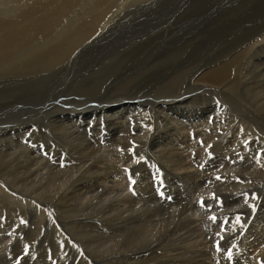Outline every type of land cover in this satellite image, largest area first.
Segmentation results:
<instances>
[{
	"label": "rangeland",
	"instance_id": "rangeland-1",
	"mask_svg": "<svg viewBox=\"0 0 264 264\" xmlns=\"http://www.w3.org/2000/svg\"><path fill=\"white\" fill-rule=\"evenodd\" d=\"M53 1L56 0L0 1V19L15 18L35 5ZM179 1L116 0L106 20L112 12L124 7L121 13L124 19L117 28L129 33L93 48L94 56L101 58V65L91 76L81 77L75 68L58 72V65L48 69L56 58L46 63L42 58L35 67L12 65L9 59L6 67L0 65V171L3 173L7 168V156L14 163L19 161L16 169L10 167L13 176L5 178L13 183L18 181L16 184L30 192L31 197L35 191L28 190L25 181L45 172L63 181V186L57 188L59 192L54 194L56 197L48 194L45 197L62 211L58 213L66 224V228L58 224L46 228L52 218L50 213L43 209L41 213L28 205L16 206L13 198L9 200L1 194L10 187L0 178V248L8 245L6 251H0V264H264V184L255 188L254 182L245 184L246 187L236 181L228 182L253 176L251 169L240 172L238 168L245 164L246 156L252 155L254 148L264 150L260 141H256L255 135L260 136V130L247 137L243 130H217L222 131L217 133L199 126L205 117L223 112L233 117L241 109L235 99L224 101L203 90L204 84L214 85L204 71L217 63L232 64L233 71L244 67L249 73L250 79L240 80L241 83L216 85L229 89L242 104L254 108L251 94L244 89L248 82L259 84V79L264 85V0H189L191 4ZM179 5L192 6L182 11L183 16L167 35L150 39L147 35L135 48L138 54L133 63L129 64L128 57L123 64L120 52L134 33H141L143 28L152 31L157 21L152 17L165 16L171 13L170 7ZM138 6L141 20L133 15ZM10 8H14V14ZM101 32L97 31L93 37ZM261 37L262 43H257ZM163 41L170 42L154 51ZM156 52L161 53L159 63L147 73H143L147 66L136 68ZM64 55L65 52L58 60ZM93 61L90 56H82L79 64ZM61 79L64 82L61 87L57 83L52 86ZM114 111L133 116L132 123L126 127L115 125V117L112 120L110 116ZM62 130L77 131L76 139L64 138ZM21 151L30 156L21 159ZM80 168L85 172L74 175ZM226 182L237 188L230 190ZM64 192L66 198L61 196ZM76 197L82 203L105 200L110 205L111 201L109 208L114 205L115 214L106 218L75 216L78 206L81 207ZM21 214L25 216L23 219ZM72 240L76 241L75 246ZM108 241H115L113 247L102 250L101 245Z\"/></svg>",
	"mask_w": 264,
	"mask_h": 264
},
{
	"label": "bare ground",
	"instance_id": "bare-ground-1",
	"mask_svg": "<svg viewBox=\"0 0 264 264\" xmlns=\"http://www.w3.org/2000/svg\"><path fill=\"white\" fill-rule=\"evenodd\" d=\"M0 1H4V0H0ZM189 0H180L178 3L181 4H191V1L188 2ZM116 2V0H56L53 2H50L48 4H43V5H35L34 7L27 9L25 11H23L22 13H20L17 17L12 18L11 19H0V65H2V67H6L7 64H5L6 60L9 59L10 63L12 65L21 63L24 64L25 66L29 67H35L38 66L40 64V59H45V63L48 62L49 60H52L54 58L55 62L53 64L52 67H49L48 69H52L54 67H56V65H58L59 69H56V71L61 72V69H65V68H75L77 72L81 73V77H88L91 76V74L95 73V71H97V65H101V58L97 59L94 56L95 51L93 50L94 47L96 46H103L104 43L106 42H115L116 39H118L122 34H124L125 32H128V30H121L119 28H117L118 24H121L123 19H122V11L124 10L123 8L121 10H119L120 8H118L116 11L112 12L110 14V19L107 21L106 17L107 14L111 11L112 7L116 6L114 5ZM177 2V0H176ZM256 2V1H254ZM197 4V3H195ZM261 4V3H260ZM192 5H187V6H172L169 9L171 10V13L166 14L165 16H155L152 17V20H157L156 22L153 23L152 26L155 25L154 29H152V31H144L143 28L141 33H134V36L131 40L128 41L127 44L123 45L125 48H123V50L120 52V55L123 56V64L125 63V61L127 60L128 57L129 58V64H132L133 61L135 60L136 56H137V52H135V48L141 44L144 39L147 37L148 35V39L153 38V37H159V36H164L167 35L166 33L171 31L173 26L176 24V22L178 21V19L180 17L183 16L182 11L187 10L189 7H191ZM118 7V6H117ZM126 7V6H125ZM260 7V6H259ZM134 8V7H133ZM136 11H134V16L137 18V20H141L140 18V7H136L135 8ZM11 10V14L15 13L14 8H10ZM175 12L177 14H175ZM130 13V12H129ZM101 14V16H99ZM127 17V16H126ZM130 17V16H129ZM224 20V19H223ZM107 21V22H106ZM102 23V24H100ZM100 24V25H99ZM166 25V26H165ZM101 34L98 36H95V33L97 31H101ZM133 30V29H132ZM137 30V29H135ZM149 30V29H148ZM129 33V32H128ZM132 36V35H131ZM250 36V35H249ZM254 36V35H253ZM102 38H104V40L102 41ZM263 37H261L260 39L258 38L257 43H262V39ZM125 39V38H124ZM161 39V38H160ZM256 40V39H255ZM160 41V40H159ZM254 41V40H253ZM80 42H82L80 44V46H77ZM170 41H163V44H159L158 47L154 48V51H156L160 46L169 43ZM245 42V41H244ZM251 43V42H250ZM115 44V43H114ZM254 44V42H253ZM255 45V44H254ZM83 48L81 49L80 47ZM253 46V45H252ZM256 46V45H255ZM171 47V46H170ZM250 47V46H248ZM117 48V47H116ZM247 48V47H246ZM241 49V48H240ZM109 50V49H108ZM97 51V50H96ZM65 52V55L61 58V60H58V57H60V55H63V53ZM79 52V53H78ZM160 52V51H159ZM156 52L154 57L150 58L148 57L147 59H145L144 61H142L140 64L136 65V68L138 69H143L144 67H146L145 69H143V73H147V71L155 64H157V62L159 61L160 57H161V53ZM100 55V54H99ZM84 56H90L91 60H94L92 63L89 64H84V65H80L79 61L80 58ZM151 56V55H150ZM11 57V59H10ZM249 57V56H248ZM251 57V56H250ZM104 58V57H103ZM140 58V57H139ZM230 58V57H229ZM111 59V58H110ZM234 59V58H233ZM251 59V58H250ZM249 59V60H250ZM115 60V59H114ZM67 61V62H65ZM240 61V60H239ZM50 62V61H49ZM113 59L111 61H109L108 63H112ZM44 63V64H45ZM53 63V62H52ZM159 63V62H158ZM204 63V62H203ZM250 63V62H249ZM152 64V65H150ZM215 64V63H214ZM219 64V65H218ZM222 64V63H217L213 66H211L210 68L206 69L205 75H207V79L210 78L211 81L214 82V85L212 84H204L202 86L204 91H208V92H212L215 93L217 96L221 97L224 101H233L235 99V101L238 103L237 107H240L241 105V109L236 112L235 116L233 115V117L228 116L225 112H223L222 114H218V116L216 117H205V119L210 123V125H207V123L204 121L203 124L199 125L200 127H202L204 130H214L217 133H222V131H217V130H243L247 135H254V131L255 130H260V136L259 135H255L256 136V141H260V145L264 146V85L261 84L262 79H259V84L258 83H249L245 84L246 89H244L245 91H248L251 94V98H253V106L254 108H251L249 105L246 104H242V101L237 98H235L234 94L227 88H223L220 87V85H216L217 84H221L226 86L227 83H236L237 81L240 80H249L250 78L249 73L245 72V70L241 67H237L236 71L231 70V66L232 64ZM243 64V63H242ZM42 65V64H41ZM66 65V66H65ZM113 65V64H112ZM150 65V66H148ZM244 65V64H243ZM249 65V64H248ZM23 66V65H22ZM44 66H47L46 64ZM65 66V67H64ZM205 66V63H204ZM237 66V64L235 65ZM43 67V66H42ZM15 68V67H13ZM37 68V67H36ZM132 68V67H131ZM234 68V67H233ZM12 69V68H11ZM135 69V68H134ZM54 70V69H53ZM12 71V70H11ZM39 71V70H38ZM134 71V70H133ZM244 71V72H243ZM13 72V71H12ZM47 72V71H46ZM51 72V71H50ZM57 72V73H58ZM203 72V73H204ZM207 72V73H206ZM54 73V72H53ZM51 74V73H50ZM74 74V73H73ZM136 74V73H135ZM14 75V74H13ZM70 75V74H69ZM77 75V74H76ZM251 75V74H250ZM253 76V75H252ZM80 77V78H81ZM36 78V77H35ZM91 80V79H90ZM258 81V80H257ZM36 82V80H35ZM172 82V81H171ZM174 82V81H173ZM201 82V81H200ZM207 82V80H206ZM57 83V85H59L60 87L62 86V79L61 80H57V82H55L52 86H54ZM238 83V82H237ZM236 83V84H237ZM241 83V81H240ZM71 85V84H70ZM148 85V84H147ZM231 86V85H230ZM105 87V86H104ZM219 87V88H218ZM135 88V87H134ZM189 89V88H188ZM193 89V88H192ZM258 89H261L258 91ZM191 90V89H190ZM189 91V90H188ZM187 91V92H188ZM190 92V91H189ZM193 92V91H192ZM72 94V92L70 93V95ZM258 94H261L260 99H258ZM214 95V94H213ZM208 97V96H207ZM59 99L60 96H56V99ZM98 98V97H97ZM181 99V98H180ZM184 99V98H183ZM42 101V100H41ZM61 101V100H60ZM62 101H66V100H62ZM74 101V100H73ZM83 103V102H82ZM246 103V102H245ZM41 104V103H40ZM75 104V103H74ZM180 105V104H179ZM137 106V105H136ZM13 107H17L13 106ZM257 107V108H255ZM134 108V107H133ZM80 109V108H78ZM161 110V109H160ZM47 111V110H46ZM127 111V110H126ZM158 111V110H157ZM232 111V110H231ZM131 112V111H130ZM222 112V111H221ZM38 113V112H37ZM125 113V112H124ZM144 114V113H143ZM137 115V114H136ZM134 115V116H136ZM111 119H113V117H115V121L114 124L117 126H129L132 122L131 119L133 116H125L122 114L121 111H114L113 114H110ZM54 117V116H53ZM52 117V118H53ZM142 117V115H141ZM174 117V116H173ZM51 118V119H52ZM167 117H164V119ZM108 119V118H107ZM134 119V118H133ZM147 119V118H146ZM145 119V120H146ZM100 121V119H98ZM166 120V119H165ZM170 120V119H168ZM133 121V120H132ZM143 121V120H142ZM164 121V120H163ZM9 122V121H8ZM147 122V121H146ZM170 122V121H169ZM177 122V120H176ZM180 122V121H179ZM27 123V122H26ZM150 123V122H149ZM134 124V123H133ZM170 124V123H169ZM4 125V124H3ZM21 125V124H20ZM92 125V124H91ZM101 125V124H100ZM135 125V124H134ZM10 126V124H9ZM179 126V125H178ZM198 126V125H197ZM196 126V127H197ZM12 127V126H11ZM63 127H65V125H63ZM93 127V126H92ZM106 127V126H105ZM131 127V126H130ZM127 127V128H130ZM170 127V126H169ZM184 127V126H183ZM194 127V126H193ZM139 128V125H138ZM149 128V127H148ZM147 128V129H148ZM108 129V128H107ZM146 129V130H147ZM163 129V128H162ZM2 130V129H1ZM94 130V129H93ZM144 130V129H143ZM5 131V130H4ZM47 131V130H46ZM64 131L63 133V137L64 138H68V139H76V137L74 136L75 133H77V131L75 130H62ZM162 132V131H161ZM216 132H214V134H216ZM6 133V132H5ZM113 133V132H112ZM132 133V132H131ZM80 134V133H79ZM139 134V133H138ZM146 134V133H145ZM74 136V137H73ZM84 136V135H83ZM112 136V135H111ZM14 137V136H13ZM22 137V136H21ZM86 137V136H85ZM143 137V135H142ZM238 137V136H237ZM241 137V136H240ZM248 137V136H247ZM120 138V137H119ZM125 138V137H124ZM158 138V137H157ZM176 138V137H175ZM66 139V140H68ZM128 139V138H127ZM249 139V138H247ZM250 139H252L250 137ZM11 140V139H10ZM140 140V139H139ZM218 140V139H217ZM65 141V140H64ZM82 141H84V139H82ZM212 141V140H211ZM22 142V141H21ZM20 142L19 145H21L22 143ZM69 142V141H68ZM141 142V141H140ZM144 142V141H143ZM182 142V141H181ZM239 142V141H238ZM123 143V142H122ZM152 143V142H151ZM86 144V143H85ZM154 144V143H153ZM23 145V144H22ZM175 145V144H174ZM217 145V144H216ZM12 146V145H11ZM22 147V146H20ZM88 147L89 144H88ZM112 147V146H111ZM24 148V147H23ZM161 148V147H160ZM242 148V147H241ZM78 149V148H77ZM115 149V148H114ZM125 149V148H124ZM162 149V148H161ZM15 150V149H14ZM20 150V149H19ZM109 150V149H108ZM112 150V149H110ZM109 150V152H111ZM155 150V149H154ZM244 150V148L242 149ZM105 151V150H104ZM113 151V150H112ZM175 151V150H174ZM254 151V152H253ZM115 152V151H114ZM244 152V151H243ZM242 152V153H243ZM252 155L250 154H246V158H245V164H243L242 166H240L238 168V170L240 172H247L252 171L251 174L253 173V176L249 174V176L251 177L250 179L247 177V175L245 176V178H236V179H229V181H236L240 184L238 185H244L246 187L245 184H255V188H257L256 186H261V184H264V166L260 165L261 167H258L259 164L264 165V150H261L260 148H254L252 150ZM107 153V150L106 152ZM0 154H2V152L0 151ZM98 154V153H97ZM104 154V153H102ZM115 154V153H114ZM117 154V153H116ZM121 154V152H120ZM5 155V154H4ZM8 155V154H7ZM107 155V154H105ZM112 155V154H111ZM132 155V154H131ZM21 159L24 158H28V152L23 153L21 151V154L19 155ZM6 157V156H5ZM114 157V156H113ZM112 157V158H113ZM163 157V156H162ZM190 157V156H189ZM19 158V157H17ZM94 158V157H93ZM179 158V157H178ZM36 159V157H35ZM115 159V158H114ZM7 160L9 162L7 163V168H5L6 170L3 171V173L0 171V178H3V180L6 182V184L10 187V188H6L4 190V192L6 193H1L3 195H5L9 200L11 198L14 199V201L17 203L15 204L16 206H20V205H28L31 207H35L36 209L38 208L39 211L43 210H47L50 214V217H52L48 223L46 228L49 227H54L56 224H58V227H62V228H66V224L64 226V223L61 220V215H59V213L62 214V211L60 212L59 210L56 209V207L54 206L53 203L49 202L48 200H46L45 195L48 194L50 196H53L56 191H58L59 189L57 188H61L63 186V181L62 183L60 181L57 180V178L54 175H49V174H45L43 173L42 175L39 174L40 176H38L37 178L33 179V180H28L25 181V187H28L27 189L29 190L32 189L33 191H35V195H33V197H31V193L24 191V188L20 185H17L16 183H18V181L16 183H13L12 181H8V179H6L5 177L8 176H13L12 174V170H11V166H17V163H14L15 161H11L9 156H7ZM38 160V159H37ZM36 160V162H37ZM246 160H249L250 162H246ZM252 160H255V162H252ZM91 161V159H90ZM89 161V162H90ZM107 161V159H106ZM105 161V162H106ZM26 162V161H25ZM81 162V161H80ZM88 162V163H89ZM96 162V161H95ZM261 162V163H260ZM40 163V162H39ZM242 163V162H241ZM21 164V163H20ZM35 164V163H34ZM38 164V162H37ZM35 164V165H37ZM45 164V163H44ZM43 164V165H44ZM85 164V163H84ZM26 165V164H25ZM40 165V164H39ZM46 165V164H45ZM51 165V164H50ZM42 166V164H41ZM48 165H46L47 167ZM53 166V165H52ZM36 167V166H35ZM38 167V166H37ZM43 167V166H42ZM51 167V166H50ZM55 167V166H53ZM58 167V166H56ZM186 167V166H185ZM41 168V167H40ZM38 168V171L39 169ZM49 168V167H48ZM59 168V167H58ZM71 168V167H70ZM75 168V167H73ZM85 168V167H84ZM16 169V168H15ZM44 170L47 168H43ZM63 169V168H62ZM90 169V168H89ZM184 169V168H183ZM28 170V169H27ZM35 170L37 171V168H35ZM33 170V171H35ZM50 170V169H47ZM55 170V169H54ZM64 170V169H63ZM78 172L74 174V172L72 174L74 175H80L82 173H84L85 171L82 170L80 168V170H77ZM41 172V171H40ZM54 172V171H53ZM14 173V172H13ZM60 173V171H59ZM26 174V173H25ZM30 174V173H29ZM34 174V173H33ZM38 174V173H37ZM71 174V173H70ZM243 174V173H242ZM262 174V175H261ZM36 175V174H35ZM66 175V174H65ZM15 176V175H14ZM25 176V175H24ZM59 176V174H58ZM198 176V175H197ZM17 177V176H15ZM64 177V176H63ZM67 177V176H66ZM247 177V178H246ZM14 179V178H13ZM75 179V178H74ZM17 180V179H16ZM20 180V179H19ZM22 180V179H21ZM20 180V181H21ZM178 180V179H177ZM195 180V179H194ZM1 181V180H0ZM65 181V180H64ZM120 181V180H119ZM145 181V180H144ZM43 182H46L43 183ZM71 182V181H70ZM181 182V181H180ZM23 183V182H22ZM123 184V183H122ZM220 184V183H219ZM137 185V184H136ZM226 185L228 186V188L234 189L237 188V185L235 184H228L226 182ZM188 186V185H187ZM243 186V189H244ZM65 187V186H64ZM73 187V186H72ZM239 187V186H238ZM80 188V186H79ZM241 188V187H240ZM259 188V187H258ZM105 189V188H104ZM129 189V188H128ZM228 189V190H229ZM242 189V188H241ZM240 189V190H241ZM242 189V190H243ZM250 189V188H249ZM261 189V188H260ZM222 190V189H221ZM227 190V189H226ZM227 190V191H228ZM237 190V189H235ZM63 191V190H62ZM84 191V190H83ZM59 192V191H58ZM57 192V193H58ZM71 192V191H70ZM143 192V191H142ZM240 192V191H239ZM69 193V192H67ZM152 193V192H151ZM36 194H39L36 195ZM71 193H69L68 195H70ZM230 194V193H228ZM244 194V193H243ZM58 195V194H57ZM61 195V193H60ZM67 195V194H66ZM65 192L64 195H61L62 197L64 196L66 198ZM233 195V194H232ZM38 196V198H37ZM47 196V195H46ZM56 197V195H54ZM98 196V195H97ZM123 196V195H122ZM249 196V195H248ZM11 197V198H10ZM60 197V196H58ZM79 197V196H78ZM114 197V194H113ZM40 198V199H39ZM42 198V200H41ZM61 198V197H60ZM70 198V197H69ZM77 198V197H76ZM241 198V197H240ZM248 198V197H246ZM73 199V198H71ZM93 199V198H92ZM91 199V200H92ZM98 199V198H97ZM103 199V198H102ZM229 199V198H228ZM249 199V198H248ZM251 199V198H250ZM57 200V199H56ZM77 200H79L77 198ZM120 200V199H119ZM224 200V199H223ZM233 200V199H232ZM245 200V199H244ZM243 200V201H244ZM252 200V199H251ZM12 201V200H11ZM59 201H61V199H59ZM105 200H102L99 202H94L93 201L90 203L87 202H81V200H79V202H81V207L79 208L78 206V212H76L75 216H79L81 218L83 217H90L91 215H96V216H104V218H106V216H112L115 214V206L113 205L112 208H109V206L111 205V201H110V205L106 204V202H104ZM203 201V200H202ZM235 201V200H234ZM249 201V200H248ZM247 201V202H248ZM254 201V200H253ZM18 202H22L18 203ZM68 202V201H67ZM76 202V201H75ZM109 202V201H108ZM246 203V201H244ZM252 202V201H251ZM249 202V203H251ZM1 203V202H0ZM57 203V202H56ZM72 204V202H69ZM78 204V202H76ZM116 203V202H115ZM253 203V202H252ZM20 204V205H19ZM60 204V202H59ZM64 204V203H63ZM68 204V203H67ZM102 204H104L102 206ZM238 205V203H237ZM249 205H253V204H249ZM58 206V205H57ZM62 206V205H61ZM66 206V205H65ZM64 205L62 207H65ZM70 206V205H69ZM68 206V208H70ZM72 206V205H71ZM112 206V205H111ZM207 206V205H206ZM236 206V205H235ZM245 205H243L244 207ZM6 207V206H5ZM73 207V206H72ZM71 207V209H73ZM181 207V206H180ZM213 207V206H212ZM246 207V206H245ZM211 208V207H210ZM236 208V207H235ZM240 208V205H239ZM35 209V210H36ZM67 209V208H63ZM121 209V208H120ZM119 209V210H120ZM179 209V208H178ZM228 209V208H227ZM232 209H234L232 207ZM246 209V208H244ZM2 210V209H1ZM6 210V209H5ZM42 210V211H43ZM209 211V209H206ZM29 211V210H28ZM41 211V213H43ZM59 211V213H58ZM216 211V210H215ZM239 211V210H238ZM242 211V210H241ZM252 211V210H251ZM64 213L67 212V210L63 211ZM71 212V210H70ZM118 212V211H117ZM174 212V211H173ZM204 212V211H203ZM236 212V211H235ZM234 212V213H235ZM24 213V212H23ZM75 213V212H74ZM172 213V212H171ZM210 213V212H209ZM214 213V212H213ZM226 213V212H225ZM241 213V212H240ZM239 213V214H240ZM37 214V213H36ZM169 214V213H168ZM35 215V214H34ZM65 216V214H63ZM118 216V214H116ZM186 215V214H184ZM22 216V214H21ZM27 216V214H26ZM31 216V215H30ZM197 216V215H196ZM201 216V215H200ZM243 216V215H242ZM12 217V216H11ZM10 217V219H11ZM25 217V216H24ZM22 216V219L24 218ZM35 217V216H34ZM42 217V216H41ZM44 217V216H43ZM88 217V218H89ZM108 217V219L110 218ZM195 217V216H194ZM37 218V217H36ZM48 218V217H47ZM91 218V217H90ZM211 218V217H210ZM13 219V218H12ZM67 219V216H66ZM43 220V219H42ZM72 220V219H71ZM25 221V219H24ZM198 221V220H197ZM240 221V220H239ZM35 222V221H34ZM117 222V221H116ZM151 222V221H149ZM157 222V221H156ZM165 222V221H164ZM13 223V222H11ZM39 223V222H38ZM45 223V222H44ZM43 223V224H44ZM69 223V222H68ZM153 223V222H152ZM155 223V222H154ZM83 224V223H82ZM86 224V223H85ZM15 225V224H14ZM17 225V224H16ZM77 225V224H76ZM98 225V224H97ZM57 226V225H56ZM70 226V225H69ZM39 227V226H38ZM37 227V228H38ZM79 227V225H78ZM77 227V228H78ZM40 228V227H39ZM43 228V227H42ZM57 228V227H56ZM71 227H69L68 229H70ZM75 228V226H74ZM73 228V229H74ZM86 228V227H84ZM88 228V227H87ZM152 228V227H151ZM41 229V228H40ZM82 229V228H81ZM63 230V229H61ZM76 230V229H75ZM94 232H96L94 229H92ZM111 230V229H110ZM153 230V229H152ZM155 230V229H154ZM84 231V229H83ZM82 231V232H83ZM89 231V229H87V232ZM158 231V230H157ZM155 230V232H157ZM125 232V231H124ZM69 233V232H68ZM206 233V232H205ZM22 234V233H21ZM35 234V233H34ZM33 234V235H34ZM81 234V233H80ZM90 234V233H89ZM155 234V233H154ZM12 235V234H11ZM74 235V234H73ZM86 235V234H85ZM92 235V233H91ZM90 235V236H91ZM132 235V234H131ZM179 235V234H178ZM229 235V234H228ZM62 236V235H61ZM84 236V234H83ZM118 236V235H117ZM116 236V237H117ZM49 237V236H48ZM68 237V236H67ZM72 237V236H71ZM95 237V236H94ZM99 237V236H98ZM111 237V236H110ZM109 237V238H110ZM180 237V236H179ZM189 237V236H188ZM214 237V236H213ZM32 238V237H31ZM30 238V239H31ZM63 238V237H62ZM84 238V237H83ZM88 238V237H87ZM102 238V237H101ZM107 238V237H106ZM109 238L107 240H109ZM119 238V236H118ZM172 238V237H171ZM27 239V238H26ZM35 239V238H34ZM73 239V238H72ZM105 239V238H103ZM130 241L132 238H129ZM207 239V238H206ZM70 240V239H69ZM85 240V239H83ZM98 240V239H97ZM100 240V239H99ZM30 241V240H29ZM58 242V240H56ZM111 241V240H110ZM65 242V241H64ZM67 242V241H66ZM87 242V241H85ZM84 242V244H85ZM93 242V241H92ZM96 242V241H95ZM94 242V243H95ZM132 242V241H131ZM61 243V242H60ZM63 243V242H62ZM75 243V240H72V244ZM113 242H107L104 245H101V249L102 250H111V248L113 247L112 245ZM115 243V241H114ZM113 243V244H114ZM81 244V243H80ZM83 244V243H82ZM88 244V243H87ZM99 244V243H98ZM102 244V243H101ZM68 245V242H67ZM8 246V245H7ZM7 246L5 247V244L3 245V247L0 248V251H2V253L4 251H6ZM29 246V245H28ZM83 246V245H80ZM87 247V245H84ZM123 246V245H122ZM121 246V247H122ZM24 247V246H22ZM33 247V246H31ZM30 247V248H31ZM64 247V245H63ZM69 247V246H68ZM94 247V245H93ZM92 247V248H93ZM71 248V247H70ZM80 248V247H79ZM95 248V247H94ZM120 248V247H119ZM123 248V247H122ZM72 249V248H71ZM97 249V248H96ZM96 249H94L96 251ZM80 250V249H79ZM86 251V248L83 249ZM91 250V249H90ZM89 250V253H90ZM93 251V250H91ZM113 251V249H112ZM115 251V250H114ZM117 252L119 250H116ZM121 251V250H120ZM97 252V251H96ZM100 252V251H98ZM162 252V251H161ZM82 253V252H81ZM88 252L86 251V254ZM93 254V253H92ZM83 255V254H82ZM89 255V254H88ZM103 255V254H101ZM106 255V253H105ZM80 256V254H79ZM92 256V255H90ZM21 257V256H20ZM95 257V256H94ZM93 257V258H94ZM104 257V256H102ZM106 257V256H105ZM104 257V258H105ZM118 257V256H117ZM138 257V256H137ZM85 258V257H84ZM100 258V256H99ZM107 258V257H106ZM121 258V257H120ZM68 259V258H67ZM96 259V258H95ZM115 259V258H114ZM88 260V259H87ZM91 260V259H89ZM102 260V259H101ZM118 260V259H117ZM68 261V260H67ZM70 261V260H69ZM93 261V259H92ZM106 261V260H105ZM112 261V260H111ZM109 260V262H111ZM11 262V261H10ZM91 262V261H89ZM100 262V261H99ZM102 262V261H101ZM96 263V262H94ZM104 263V262H103ZM106 263V262H105ZM114 263V262H113ZM98 264V263H97ZM100 264V263H99ZM102 264V263H101ZM108 264V262H107Z\"/></svg>",
	"mask_w": 264,
	"mask_h": 264
},
{
	"label": "snow or ice",
	"instance_id": "snow-or-ice-1",
	"mask_svg": "<svg viewBox=\"0 0 264 264\" xmlns=\"http://www.w3.org/2000/svg\"><path fill=\"white\" fill-rule=\"evenodd\" d=\"M237 221L239 222V217H237Z\"/></svg>",
	"mask_w": 264,
	"mask_h": 264
}]
</instances>
